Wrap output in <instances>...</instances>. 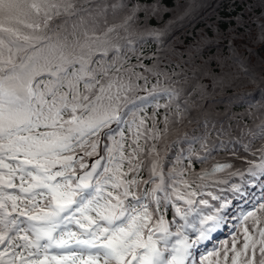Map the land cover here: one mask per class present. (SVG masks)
I'll list each match as a JSON object with an SVG mask.
<instances>
[{
	"label": "snow or ice",
	"instance_id": "6c2138e0",
	"mask_svg": "<svg viewBox=\"0 0 264 264\" xmlns=\"http://www.w3.org/2000/svg\"><path fill=\"white\" fill-rule=\"evenodd\" d=\"M240 3L193 34L205 0H0V264H264V0ZM226 85L254 121L242 167L178 131Z\"/></svg>",
	"mask_w": 264,
	"mask_h": 264
},
{
	"label": "trees",
	"instance_id": "16d2710c",
	"mask_svg": "<svg viewBox=\"0 0 264 264\" xmlns=\"http://www.w3.org/2000/svg\"><path fill=\"white\" fill-rule=\"evenodd\" d=\"M249 2L251 3V2H255V0H249ZM212 6H211V8L209 9V11H208V13L206 14V16H205V19L203 20V21H200V20H198V21H196L195 23H194V25L192 26V28H190L188 31L190 32V33H193V29H195V30H199V29H201V28H203L204 27V25L206 24V23H208L209 22V20H215L216 19V17H217V15L218 16H221V17H225V16H231V17H235L236 15H237V13H241V10H242V7H243V5L240 3V0H214V2H213V4H211ZM259 12H260V9H259V7L257 6V7H255L254 9H253V12H251V13H247L246 15H245V19L247 20L251 15H253V14H256V15H258L259 14ZM222 27H224V25H221ZM206 31H207V29H205ZM241 31H243V29H241ZM253 34H255V25H253ZM194 34V33H193ZM209 35H211V33L209 32ZM181 38H183L182 36H181ZM244 40H239V41H237V44H238V46L239 45H243L244 44ZM155 47H156V45L155 44H153L152 42H151V40H149V43L147 44V45H145V47H144V51H145V53H148V52H152L154 49H155ZM249 47H253V48H255V45H249ZM243 50H245V48H243V47H238V52L240 53V55H242V56H244V57H248V52L246 51V52H244ZM258 50V49H257ZM205 55H207V54H205ZM225 55H230L229 53H225ZM185 59H190V61H191V63L189 64V65H187V67H193V66H199L200 64H202V59H197L194 55L193 56H191V57H189V55H188V53H185V55H184V57L183 58H181L180 56H178V55H173V56H171V63H169V64H167V65H165V67L169 70V71H171L173 68H176V65L177 64H179L180 65V67H185V65H184V63H183V60H185ZM133 62H134V59H133ZM146 64H150L152 61L151 60H145L144 61ZM258 69V68H257ZM178 70V69H177ZM217 71L219 70V69H216ZM254 70V69H253ZM255 71V70H254ZM258 72H259V70H258ZM231 86L230 85H226L225 86V89H224V91L223 92H221L220 93V95L218 96V97H220V96H222L223 98H226L227 96H229V94L231 93ZM233 91V90H232ZM193 96H195V93H193ZM221 98V97H220ZM160 103L161 104H163L164 103V101L163 100H161L160 101ZM191 104V103H190ZM189 104V107H188V109L190 108L191 110H192V108H191V105ZM218 109H217V112L218 113H223L224 111H225V109H226V107H225V104L224 105H220V106H218L217 107ZM183 109H184V104H183V102L181 103V112L183 113ZM210 109V107L209 106H207L206 107V111H208ZM212 109V108H211ZM145 111L150 115L151 113H152V111H153V107H152V105H148L147 106V108L145 109ZM176 111V109L175 108H173L172 109V112H175ZM157 112H158V115H157V120L159 121V123H158V127L159 128H164V124H163V113H164V109L161 107L160 109H158L157 110ZM201 112V111H200ZM199 112V113H200ZM141 114H143V113H141ZM195 114H196V112H195ZM185 116H183L182 115V122H180L179 124H178V129H181V128H184L185 127V125L187 124L186 123V121H187V119L186 118H184ZM170 118H172V119H174L175 117H170ZM209 122H212V123H214L215 122V120L214 119H210V121ZM151 124V122L149 121V125ZM182 125V126H181ZM211 128H213V129H218V128H220V126H214V127H211ZM174 132V131H173ZM222 132H223V130H222ZM225 132V134L223 135V137L221 138L220 137V135H217V133L215 134V136L213 137V138H211L209 135H207V138H208V140L212 143V145H214V147H213V149H212V151L210 152V153H208V156H209V159H208V161H207V163L208 162H210L211 160H214V159H219V158H224V157H226L227 156V152H225V151H223V147H224V142H226L229 146H231V147H233V146H235L236 144H238V141L237 140H240V141H242L243 142V144H247L248 142H249V139H250V137H243V136H241V137H237V140H235L236 139V137H235V135H233L232 136V134H235L234 133V131H232V130H229V128H227L226 129V131H224ZM170 133H172V132H170ZM169 133V134H170ZM169 134H167V135H169ZM194 134V133H193ZM238 134V133H237ZM226 136V138H224ZM232 136V137H231ZM173 138V135H170L169 137H168V139H172ZM231 139H233V140H231ZM251 143H252V145H253V147H259V144H260V141H259V139L257 138V139H255V140H252L251 141ZM197 147H198V145H197ZM175 151V149H172V151L169 153V156H171L172 155V153ZM240 150L239 149H235L234 148V150H233V152H235V155H233L232 153H230V155H232V156H235V157H240L241 158V152H239ZM244 156H245V154H243ZM246 157V156H245ZM248 158V157H247ZM195 168H196V170L198 171L199 169H200V164L199 163H197L196 165H195ZM141 175L142 176H146L147 175V173L145 172V171H141ZM249 187V189H250V191L252 192V193H254V195L251 197V199H250V201H252V202H254L255 201V199L257 198V197H259L260 196V190H259V187L257 186V187H252L251 185H249L248 186ZM226 194V193H225ZM245 200H247V199H249V197L248 196H246L245 198H244ZM168 217L169 218H171V212H169L168 213Z\"/></svg>",
	"mask_w": 264,
	"mask_h": 264
},
{
	"label": "rangeland",
	"instance_id": "374dc122",
	"mask_svg": "<svg viewBox=\"0 0 264 264\" xmlns=\"http://www.w3.org/2000/svg\"><path fill=\"white\" fill-rule=\"evenodd\" d=\"M208 2H209V0H205L206 4ZM108 19H109L110 23L116 22L115 19L111 15H109ZM243 51L246 52V49L243 50ZM251 59L255 60L256 57H252ZM253 69L256 72H258V70H259L258 65L254 66ZM203 82L207 83V80H204ZM230 89H231L230 90L231 93L236 91L233 88H230ZM220 97H217V102L214 105H211V107L209 106L208 103H205L203 105V108H204L205 112H210L211 113L210 119H214L215 120L214 123L208 122L207 124H205L204 121H203V115H201V112H200L201 111L200 108H198L195 104H190L193 112L190 111L191 109L189 108L188 111H187V115L184 118H186L187 120H192L193 123L186 124L184 128L178 129V131H180V132L187 131V132H190V133H194L196 135H200V134L206 133L211 138H213L216 133H217V135H220V137L221 136L223 137V135L225 134L224 131H226V129L229 128V130L234 131L235 134H232V136L235 135V137H236L235 140H237V137L239 138L241 136L250 137L248 132L245 129L252 127L253 122H254L253 118L250 117V116L242 115V113H243V109L242 108L235 107V106L229 104L228 103V96L226 98H223L222 96H220ZM182 99H183V97H181V99H179V100H182ZM224 104H225V107H226L225 111L223 113H218L217 112V109H218L217 107L220 106V105H224ZM207 106L210 107V109L208 111H206V107ZM229 109H230V111H229ZM195 112H196V114L194 115ZM236 113H241V115H234ZM256 122L258 123V119L256 120ZM216 125L220 126V128H218V129L211 128V127H214ZM222 130H223V132H222ZM170 135H173V137H174L175 132H172V133H170L167 136L169 137ZM224 138H226V136ZM231 140H233V139H231ZM237 141H238L239 147H244L245 146V144H243L242 141H240V140H237ZM181 146H183V145H181ZM230 147L231 146H229L226 142H224V147L222 149L225 152L228 151L227 152V157L230 156V153L233 152V150H234V148L236 146H233L231 148Z\"/></svg>",
	"mask_w": 264,
	"mask_h": 264
},
{
	"label": "water",
	"instance_id": "95a60500",
	"mask_svg": "<svg viewBox=\"0 0 264 264\" xmlns=\"http://www.w3.org/2000/svg\"><path fill=\"white\" fill-rule=\"evenodd\" d=\"M211 3L207 4L210 5ZM215 162H230L234 167H242L246 163L242 160H237L236 159H229V160H223V161H215ZM213 163V162H212ZM212 163L208 166H211ZM217 175H223V173H217Z\"/></svg>",
	"mask_w": 264,
	"mask_h": 264
}]
</instances>
